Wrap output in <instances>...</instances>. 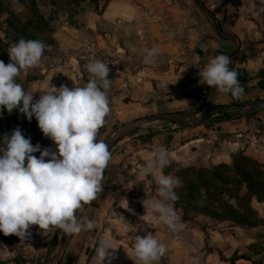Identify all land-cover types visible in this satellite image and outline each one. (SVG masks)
Wrapping results in <instances>:
<instances>
[{"label":"rangeland","instance_id":"rangeland-1","mask_svg":"<svg viewBox=\"0 0 264 264\" xmlns=\"http://www.w3.org/2000/svg\"><path fill=\"white\" fill-rule=\"evenodd\" d=\"M82 1L84 0H0V60L5 63L9 62L7 49L24 35H27L31 39L43 41L46 45L50 46L45 51L49 55L56 57L59 54L57 43L63 42L61 39L62 34L66 36L68 41L64 42L69 45L68 48L71 51H65L64 56L55 62L56 66H62V68H74L72 72L66 71L65 74L61 71H56L52 74L53 76L56 73L63 76H71L74 70L78 72V69L80 70V56L89 46H94L117 56V53L114 51L106 50L107 48L102 49L104 47L90 43L92 42L90 38H93L90 34H94L92 33L94 29H90V26L87 29L86 22L95 25L93 20L96 17L89 15V18L86 20L80 19L77 16L78 13H84L88 9H93L96 1L89 0L88 6H91L90 8H86L87 5L80 6ZM147 1L144 0V2ZM156 1L158 2V0ZM142 3L139 0L131 2V4L140 8L141 11L143 7ZM174 5H177V8ZM151 6V10L154 13L137 18L139 28L150 27L149 30L137 34L136 31L138 29L132 30L136 27H133V25L126 26L124 30L119 31L121 37L119 38L121 40L120 46L121 49L123 48L124 53L129 55L128 47L125 45V41L122 40L124 36H127L125 40L131 43L135 40L137 45L142 47V49L146 46H158L161 50V55L152 65H145L143 63V50L135 58L137 63L134 65L127 62L126 58L122 55L117 56L120 60L121 73L108 77L112 80L111 86L107 90L111 111L106 117L104 126L98 132V139L105 141L106 137L118 126L137 118L159 113L193 117L205 109L196 110L185 107L182 103L180 104V100L173 99L172 97H163L160 94V86L162 88L161 82L165 81L162 80L163 77L165 78V73L169 71L171 75L173 73L180 75L183 68L190 69V65L186 59H183V56L182 58H178L177 55H175L176 57L172 56L173 52L176 53L175 47L172 46V49H169L168 46V39L171 40L172 45L174 39L179 38L178 33L176 36L172 29L178 30L180 29V25L176 22L174 24L172 15L176 9L186 7L185 0H159L158 3L151 2ZM98 12H100L99 9ZM44 14H46V17H44ZM39 16L43 18L40 19ZM68 21L74 29L71 28L70 30L65 27ZM118 23L121 25L123 22L119 20ZM57 29H60V31L56 34ZM81 30L88 34H84ZM146 33L147 36L144 37ZM52 35H56L55 39L58 40H56L57 42L52 38ZM110 47L115 48L114 46ZM186 56L187 54H184V58H187ZM245 57H247V54L243 55V58ZM72 59L76 62L74 66L70 63ZM49 61L50 59L45 60L42 57L38 66L21 71L18 82L24 86L25 91H30V82L33 81V78L41 77L42 79L45 73H40L38 67L46 65V62ZM46 74L48 75L47 71ZM74 77L79 79V81H75L78 84H69L70 86H83L86 84L80 80L77 74ZM181 85H185V83L182 82ZM211 110L214 109L207 108V114ZM188 111H190L189 114L186 113ZM229 114L218 113L215 115L218 118L217 121L203 122L202 125L208 130L217 131V138L215 140L219 142H222V138L230 137L233 138H230L231 141L240 142L239 150L232 154V156L246 155L251 159L264 163V110L243 117L245 119L241 124L228 123L227 121L219 123L221 120L224 121V117L228 118ZM17 126L25 137L30 138L34 145L39 143L41 148L49 147L55 150L53 142L45 137L38 128L35 117L29 120L22 113H19L18 109H13L9 113L0 108V136L10 134ZM195 126H185L160 119L142 124L124 135L110 150V152L113 150L111 155H114V157L110 159L108 167L104 171L101 182L103 185L102 191L98 193V210L92 207L89 210L87 209V206L94 204V201H92L84 205L83 211L78 213V215L87 216L91 219L95 223L94 229L82 231L74 235L64 233L58 235V230L49 229L48 235H43L38 226L32 225L28 229L31 234L30 239H19L14 234L4 235L0 233V264H45L51 248L53 256L52 264H85L83 261L84 255L92 254L93 256L94 244L98 237L104 235L112 237L113 247L118 246L115 250L112 264H137L134 257V235L143 236L146 232H152L153 235L166 245V252L157 264H230L228 260L235 252L248 256L256 264H264V202L251 200L252 207L255 208L258 216L262 218L260 223L252 228L231 226L229 222L212 219L195 211L184 213L180 208L174 206L177 214L180 216V220L175 230H169L163 224L157 223L154 213L142 208L141 201L143 199L157 197V185L155 182H147L146 177L149 179V176H146L144 179H137L139 176L132 171V169L137 167L140 169L142 167L141 164L144 163L146 152H142V155L139 152L141 147H143L140 144L145 143L143 139L155 134L153 136L155 137L153 139V142H155L154 146L159 147L160 143L166 144L170 139L172 140L173 135H171V132ZM239 127L244 132H248L247 137L244 133H241L242 137L238 138L236 134L241 132ZM202 131L203 133L207 132L206 135L209 134L208 131ZM221 131L225 132V136L220 134ZM208 140L210 141L209 138ZM144 146L146 147L143 148H149L148 144ZM180 152L182 155L184 154L182 150ZM33 155L39 156V152ZM183 156L184 160L177 159L174 162L171 159L172 163L164 171L177 176L176 173L178 174L183 168L192 167L190 157L187 155ZM124 165L125 168L123 169ZM126 166H130L132 169H126ZM193 167L198 168L200 166L196 165ZM123 170H128V172ZM122 172L125 174L123 177H127L128 180L123 179V183H120L117 182L116 178L121 176L119 173ZM126 184L128 185L124 188L123 186H126ZM107 193L111 194L108 196V200L106 199ZM117 202L123 203V206H127L126 203L138 205H135L134 208L131 207V211H128L118 207ZM141 208L143 212L139 213V211L136 215L135 210ZM114 213L117 214L114 215ZM119 215L125 221L127 220L126 222L140 225L141 227L136 232L130 231L127 234L128 225L121 221ZM89 264H94V259H90ZM235 264H250V261L239 260Z\"/></svg>","mask_w":264,"mask_h":264},{"label":"clouds","instance_id":"clouds-1","mask_svg":"<svg viewBox=\"0 0 264 264\" xmlns=\"http://www.w3.org/2000/svg\"><path fill=\"white\" fill-rule=\"evenodd\" d=\"M252 5L255 6L254 0ZM49 47L38 39L20 38L7 49L9 62L0 60V108L9 113L18 109L29 120L35 117L42 134L55 145V150L41 148L39 143L34 145L18 126L10 134L0 136V233L14 234L19 239H30L28 229L32 225L38 226L43 235H48L49 229L67 235L94 229L95 223L78 213L102 191L104 171L111 159L108 144L98 139L111 111L108 63L89 59L85 65L89 73L86 84L52 87L35 100L33 93L25 91L18 82L21 71L38 66ZM160 55L158 46H146L143 63L152 65ZM195 59L199 61V57ZM229 64L230 58L225 54L210 57L198 69L199 82L238 98L244 89ZM161 83L166 88L169 84ZM37 152L39 156L33 155ZM171 163L169 150L158 147L146 157L136 175L151 176L157 185V197L143 199V208L155 214L157 223L175 230L180 220L174 207L180 181L165 174L164 169ZM116 179L123 183L122 176ZM120 218L128 225L127 234L141 227ZM134 237L137 264H157L166 245L152 232ZM93 247L94 264H112L118 246L113 247L111 236L98 237Z\"/></svg>","mask_w":264,"mask_h":264},{"label":"crops","instance_id":"crops-1","mask_svg":"<svg viewBox=\"0 0 264 264\" xmlns=\"http://www.w3.org/2000/svg\"><path fill=\"white\" fill-rule=\"evenodd\" d=\"M95 1L96 5L94 4L93 9H88L84 13H78L77 16L80 19L86 20L89 18V15H94V17H96V19L93 20L95 25L86 22L87 29L89 26L90 29H94V32H92L94 34H90L93 38L91 39L89 36H85L90 38L92 41L90 43L104 47L102 49L107 48L106 50L114 51L117 53L118 57L122 55L126 58L127 62H130L133 65L136 64L137 62L135 58L141 54L140 51L143 50L142 47L137 45L135 40L133 41L134 44L125 40L127 36H124L122 40L125 41L124 43L127 45V50L129 51V55L125 54L122 50L123 48L121 49L120 46L121 40L119 38L121 37L119 31L124 30L126 26L130 25L136 27L135 29H132L133 31L138 29L136 31L137 34H141L143 31H148L150 27L139 28L137 18L154 13V11L151 10V2L158 3L159 0L158 2L156 0H148V5V1L144 2V0H139L141 3L143 2L142 11L136 5L131 4V2H135L136 0ZM185 2L186 7L178 10L176 9L175 13L172 15L174 24L176 22L180 25V29H172L176 36L178 33L179 38H176V40L174 39L172 45L171 40L168 39V46L169 49H172V46L175 47L174 49L176 50V53L173 52L172 56L176 57L175 55H177L178 58H182L183 56V59H186L190 65V69L183 68L180 75L175 73L171 75L169 71L168 73H165V78H162V80L165 81L162 82H167L169 84L167 85V88L163 86L161 88L160 86V94L163 97H172L173 99L180 100V104L182 103L183 106L194 108L196 110L204 108L207 110V108H209L208 106L211 105L217 107L229 104L240 105L241 103H249L253 100L255 101L264 98V11H261V8H264V3H261L260 0H254L255 6L253 7L252 0H185ZM81 3L80 6L87 5L86 8L91 7L88 6L89 0H84ZM200 4L203 7H201ZM174 6L177 8V5ZM98 9L100 12H98ZM44 17H46V14H44ZM119 20L123 22L121 25L118 23ZM65 27L70 30L73 28L69 21ZM129 29L131 30V28ZM58 31H60V29H57L55 33L57 34ZM81 32L88 34L82 30ZM55 36L52 35V38L56 41L57 39H55ZM145 36H147V33L144 37ZM61 39L63 42L57 43V46H59V54L57 57L49 55L46 51L44 53L43 58L45 60L50 59L51 62H46V65L39 66L38 68L40 73L44 72L45 75H43L42 79L41 77H36L30 82V92L33 93L34 99H38L39 95L43 94L45 91L51 90L52 87L58 88L61 85L69 88L73 87L69 84L74 85L75 81H79L78 78L74 77L76 74L80 80H82L79 69L78 72L77 70H74V73L71 76H63L57 73L55 76L52 75L56 71H61L64 74L66 71L72 72L74 68L67 69L62 68V66H56L55 61L62 58L65 51H71L68 48L69 45L66 44L68 41L66 36L62 34ZM110 46H114L115 48ZM218 53L225 54L230 58L229 68L234 69L238 74V81L244 89L243 94L238 98H233L229 94H221L214 87H208L199 82L198 69L202 68L210 57H213ZM184 54H187V58H184ZM244 54H247V57L243 58ZM196 57H199L198 62L195 59ZM72 60H70V63L74 66L76 62L75 60L72 62ZM46 71L48 72V75L46 74ZM182 82H184L185 85H181ZM189 112L190 111L186 113L189 114ZM244 119L245 118H226L219 123L227 121L228 123L241 124ZM202 130L208 131L209 134L206 135L207 132L203 133ZM239 130L241 132L236 134L238 138L242 137L241 133H244L247 137L248 132H244L240 127ZM217 133V131L206 129L205 126L201 124L199 126L171 132V135H173L172 140L170 139L166 144H159L158 142V146L168 149L170 159H173L174 162H176L177 159L184 160L183 155H187L190 157L191 165L210 167L211 165L221 162H229L232 154L237 152L240 147V142L231 141L230 138L232 137L230 136V138H222V142L215 140L217 138ZM159 134L157 135L160 136ZM220 134L225 136V132L221 131ZM153 136L148 142L140 144L143 147H146L144 145L148 144V147L150 148L141 147L139 150L140 155H142V152H146L144 156L145 159L154 149L158 148L157 146H154L155 142H153V139L155 137ZM151 142H153L152 145H150ZM181 150L184 152L183 155L180 152ZM112 151L110 153H112ZM113 157L114 155H111V159ZM143 164L144 163L141 165L143 166ZM125 165L123 166V169L125 168ZM129 168L132 169L130 166H126V169ZM123 171L128 172V170ZM132 171L137 174L139 167L132 169ZM165 174L169 173L165 172ZM119 175L123 177L125 174L122 172L119 173ZM144 178L137 177V179ZM123 179H127V177H123ZM146 179L147 182H155L151 176H149V179L146 177ZM127 185L128 184L123 187L125 188ZM109 195L111 194L107 193V200ZM98 196L99 195L97 194V198L93 200L94 204L87 206L88 210L90 207L98 210ZM120 203L117 202V206L128 211H131V207L134 208L135 205H138L130 202L131 204L126 203L127 207L123 206V203ZM142 208L135 210L136 215L139 211V213L143 212ZM120 214L122 215V213ZM121 215L119 216L121 217ZM90 259H94V255L86 254V256L84 255L83 261L85 264H89Z\"/></svg>","mask_w":264,"mask_h":264},{"label":"trees","instance_id":"trees-1","mask_svg":"<svg viewBox=\"0 0 264 264\" xmlns=\"http://www.w3.org/2000/svg\"><path fill=\"white\" fill-rule=\"evenodd\" d=\"M22 38L31 39L27 35ZM208 107L215 109L217 106ZM227 117L231 118L230 115ZM151 136L144 138L143 142H148ZM176 175L180 179V187L176 189L179 198L174 206L184 213L195 211L212 219L229 222L231 226L252 228L260 223L262 218L252 207L251 200L264 201L263 163L246 155H233L230 162L210 167H186ZM239 260L256 264L248 256L237 252L228 261L235 264Z\"/></svg>","mask_w":264,"mask_h":264},{"label":"water","instance_id":"water-1","mask_svg":"<svg viewBox=\"0 0 264 264\" xmlns=\"http://www.w3.org/2000/svg\"><path fill=\"white\" fill-rule=\"evenodd\" d=\"M264 110V98L252 101L250 103L244 104H229L226 106L217 107L214 110L209 111L207 114L206 108L199 113L198 115H194L193 117L189 116H182V115H175L169 113H159L153 114L150 116L137 118L125 124L118 126L113 132H111L105 139V142L108 144L109 151L112 149L114 144L123 138L124 135L128 134L129 132L133 131L137 127L141 126L142 124L154 121V120H167L170 122L182 124L185 126H195L200 125L203 122H215L218 120L217 115L218 113H230L229 115L231 118H243L249 115L255 114L257 112ZM223 119H226L225 117ZM60 230L57 231V234H61ZM57 235V236H58ZM53 263V256H52V248L49 251L47 260L45 264H52Z\"/></svg>","mask_w":264,"mask_h":264},{"label":"built area","instance_id":"built-area-1","mask_svg":"<svg viewBox=\"0 0 264 264\" xmlns=\"http://www.w3.org/2000/svg\"><path fill=\"white\" fill-rule=\"evenodd\" d=\"M91 58H97L105 63H108L109 73L108 77L116 76L121 73L119 58L110 52L89 46L86 51L80 56V77L87 83L89 80V73L86 71L85 65Z\"/></svg>","mask_w":264,"mask_h":264}]
</instances>
